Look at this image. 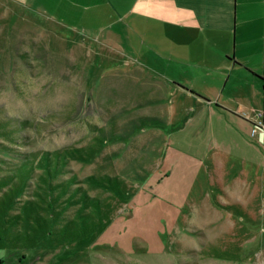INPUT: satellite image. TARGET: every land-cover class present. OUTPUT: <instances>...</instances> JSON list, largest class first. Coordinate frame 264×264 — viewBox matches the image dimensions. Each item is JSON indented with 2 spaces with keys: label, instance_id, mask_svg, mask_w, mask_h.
Returning <instances> with one entry per match:
<instances>
[{
  "label": "rangeland",
  "instance_id": "obj_1",
  "mask_svg": "<svg viewBox=\"0 0 264 264\" xmlns=\"http://www.w3.org/2000/svg\"><path fill=\"white\" fill-rule=\"evenodd\" d=\"M240 2L234 49L264 61V0ZM78 40L37 3L0 0V264H264L259 204L218 191L211 160L192 152L202 130L179 131L185 115L149 113L164 91L135 62H168L88 58ZM190 48L170 61L192 80L226 59Z\"/></svg>",
  "mask_w": 264,
  "mask_h": 264
},
{
  "label": "crops",
  "instance_id": "obj_2",
  "mask_svg": "<svg viewBox=\"0 0 264 264\" xmlns=\"http://www.w3.org/2000/svg\"><path fill=\"white\" fill-rule=\"evenodd\" d=\"M14 1L24 6L37 3L48 18L79 37L78 46L72 49L85 46L88 58L93 48L124 56L119 60L125 61L124 65L130 61H167L166 71L144 62L152 67L149 70L135 62V69L148 72L164 91L159 94L153 87L149 113L162 115L167 111L168 123L174 120L173 114L187 115L182 125L179 123V131L192 134L202 130L197 141L190 139L191 148L195 147L192 152L211 160L218 191L244 204L246 210L258 203L264 224V133L251 135L252 109L264 111V61H245L239 49H234L235 29L241 24L240 0L237 17L236 0ZM258 25L255 16L253 41L260 49L264 36ZM195 45L218 47L220 55L226 56L225 61H216V75L192 80L193 75L185 76V71L175 74L170 60H191L189 50ZM254 50V56L258 55ZM159 98L168 101L167 110L159 107ZM262 119L264 122V112Z\"/></svg>",
  "mask_w": 264,
  "mask_h": 264
},
{
  "label": "built area",
  "instance_id": "obj_3",
  "mask_svg": "<svg viewBox=\"0 0 264 264\" xmlns=\"http://www.w3.org/2000/svg\"><path fill=\"white\" fill-rule=\"evenodd\" d=\"M253 112V125L251 128V135H255L256 133H264V122H263V109H252ZM243 115H246L245 112H242Z\"/></svg>",
  "mask_w": 264,
  "mask_h": 264
}]
</instances>
